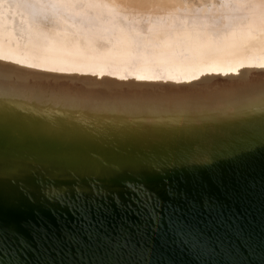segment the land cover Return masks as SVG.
<instances>
[{
    "label": "bare ground",
    "instance_id": "obj_1",
    "mask_svg": "<svg viewBox=\"0 0 264 264\" xmlns=\"http://www.w3.org/2000/svg\"><path fill=\"white\" fill-rule=\"evenodd\" d=\"M0 264H264V0H0Z\"/></svg>",
    "mask_w": 264,
    "mask_h": 264
},
{
    "label": "rangeland",
    "instance_id": "obj_2",
    "mask_svg": "<svg viewBox=\"0 0 264 264\" xmlns=\"http://www.w3.org/2000/svg\"><path fill=\"white\" fill-rule=\"evenodd\" d=\"M28 13H29V12H28ZM28 25H29V26H37V25H35V24H31V23H29Z\"/></svg>",
    "mask_w": 264,
    "mask_h": 264
}]
</instances>
